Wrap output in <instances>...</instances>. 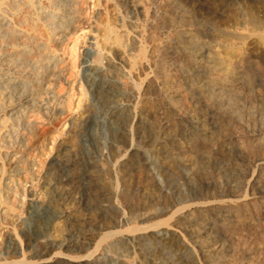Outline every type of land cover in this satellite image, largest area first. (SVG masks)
Segmentation results:
<instances>
[{"label":"rangeland","instance_id":"obj_1","mask_svg":"<svg viewBox=\"0 0 264 264\" xmlns=\"http://www.w3.org/2000/svg\"><path fill=\"white\" fill-rule=\"evenodd\" d=\"M78 2L59 47L41 41L64 65L63 114L38 116V131L7 150L21 162L1 161L0 264H264V0ZM185 38L198 40L196 61L177 47ZM213 54L248 74V88L235 85L240 119L230 135L186 141L168 130L165 104L174 94L193 106L181 88L205 79L180 75Z\"/></svg>","mask_w":264,"mask_h":264},{"label":"bare ground","instance_id":"obj_2","mask_svg":"<svg viewBox=\"0 0 264 264\" xmlns=\"http://www.w3.org/2000/svg\"><path fill=\"white\" fill-rule=\"evenodd\" d=\"M43 2L47 3V5H49L50 9H46L42 5ZM80 11H81V9L79 8L78 0H0V165H1V161L5 160V159L9 163H15V165H16V163L21 162V160L19 158L11 156V154L9 155L7 150H9V148H11V146L15 145L16 143L21 144L23 142L22 137L24 136V133H32L33 131H38V130H36V126H37L38 120H39L38 116L43 118V119L45 118V119L49 120L48 118L53 114L52 113L53 111L57 114H61L63 112L62 106L58 102L54 91L56 89L55 86H56L59 78L63 74V71H64L63 66L64 65L61 66V63H60L61 61L58 57L57 52L55 50H49L47 47V43L50 45L52 44L54 47H57L61 41V38L65 35L67 30H69V28L72 26V24H74V21L78 18ZM113 33H114V31H113ZM43 39L47 41L46 44H43L41 42V41H43ZM70 40L71 39L68 40L69 43H70ZM197 42H198V40H197ZM197 42L193 39L185 38V41L177 42V47L185 55L190 57L191 60L196 61L195 59L200 53V51H199L200 46L197 44ZM198 51H199V53H198ZM70 53H71V51H70ZM127 54H128V52H127ZM98 55H96V56H98ZM227 56H229V55H227ZM65 57H67V56H65ZM128 57H130V56H128ZM237 60L233 66H230V65L228 66L227 65L228 63L225 65L224 63L220 62L219 59L216 56H214V54L213 55H206L204 60L196 63L195 70L192 73H190V74L189 73H183V75L182 74L180 75L183 79H188L191 77L197 79V77H203V79H205V81H203L204 84L202 86L199 85L200 87L181 88V90H183V92L186 93L188 95V97H190V99L193 103L192 107L190 106V107L186 108L181 103L177 102L175 100L174 94L170 95L167 98L165 107L167 110L170 111L171 115L164 117V118H165V122L168 124L167 127H168L169 131H177L178 133H180L181 137L184 138L186 141H190L192 139H195V140L196 139H206L207 136L209 134H211L213 131H216V132L224 131L225 132L224 135H230L231 132H233L232 128H231L232 124L236 123L240 119L239 116L241 114L238 111L239 110L238 95H237L236 90H235V85H242V86L248 88L249 84H250L249 77H248V74L246 73V71H243V70L239 71L238 70V68L244 67L243 62L241 63V62H238ZM131 65L132 66L136 65L134 60L131 61ZM135 69H136V67H135ZM190 69H189V71H190ZM191 71H192V69H191ZM253 80H255V79H253ZM153 87L154 86L148 85L146 88V91L149 93L153 89ZM156 110H157V108H156ZM162 110H164V109H162ZM263 117H264V115H263ZM241 118H242V116H241ZM42 121H41V123H42ZM183 122L186 124H183ZM35 133L37 134L38 132H35ZM168 134H169V137L167 136L168 141L173 142L175 139L174 134H172L171 132ZM220 137H222V136H220ZM36 139H37V137H36ZM72 144H73V142H72ZM169 145H170V143H169ZM234 149L240 150L241 148H240V146H235ZM243 149H245V147ZM195 160L192 159L191 157H186V158L184 157L181 159V163L183 165H185L188 169H190V171H192V172H195L196 166L199 170L205 168L200 163L195 162ZM7 162H5V163H7ZM220 164H221V162H220ZM262 165L264 167V163ZM25 166H27V165H25ZM1 167H2V165H1ZM224 169H226V168H224ZM16 170H18V169L16 168ZM203 171H205V170H203ZM0 174H2V172ZM232 174H230V175H232ZM238 175H239V173H238ZM234 176H236V174ZM194 177H196V176H194ZM230 177L232 178V176H230ZM8 178L10 179L12 177H8ZM8 178L3 181L4 185L7 186L8 188H12L13 187V185L11 184L12 182ZM22 179L24 180V178H22ZM55 180H56V178H55ZM140 180H138V181H140ZM232 180L236 181L235 179H232ZM207 181H210V180H207ZM16 182H18V181H16ZM50 182H48L49 184L47 185L50 192L53 194H56L57 196L59 194H61V191L58 189V187H56V184H54L56 182H54V183H50ZM59 183H61V182H59ZM236 185H237V183H236ZM204 186L206 187V184ZM230 186H232V184H230ZM3 190H4V188H3ZM66 190H67V188H66ZM224 191H226V190H224ZM65 192H68V191H65ZM63 194H65V193H63ZM148 194H145V195H148ZM43 198H45V197H43ZM45 200H47V199H45ZM210 204H212V202ZM1 205L2 204L0 201V208H1ZM146 207H149V206H146ZM58 208H61V207H58ZM145 209H147V208H145ZM202 209H205V208H202ZM213 211H214V209H213ZM37 216H39V214ZM34 219H36V218H34ZM33 223H35V222H33ZM40 225L43 226L44 223L43 222L38 223L37 228H39L38 226H40ZM166 229H171V227L170 228L167 227ZM139 230H141V229H139ZM172 230L176 231V229H172ZM133 231H136V230L134 229ZM13 234L12 235L10 234L9 240H10L12 246L14 247V249L19 250L20 247L18 246V241H17L18 238H16ZM53 238H55V237H53ZM178 240H180V239H178ZM24 263L25 264H49V261L48 260H45V261L42 260V261H32L29 263H26V262H24Z\"/></svg>","mask_w":264,"mask_h":264}]
</instances>
